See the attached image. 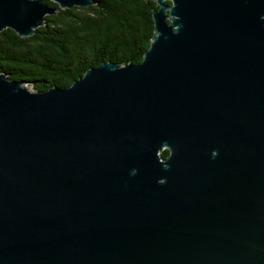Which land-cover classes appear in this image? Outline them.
Listing matches in <instances>:
<instances>
[{"label": "water", "instance_id": "1", "mask_svg": "<svg viewBox=\"0 0 264 264\" xmlns=\"http://www.w3.org/2000/svg\"><path fill=\"white\" fill-rule=\"evenodd\" d=\"M52 1L0 31L95 3ZM156 1L140 63L0 71V264H264V0Z\"/></svg>", "mask_w": 264, "mask_h": 264}, {"label": "trees", "instance_id": "2", "mask_svg": "<svg viewBox=\"0 0 264 264\" xmlns=\"http://www.w3.org/2000/svg\"><path fill=\"white\" fill-rule=\"evenodd\" d=\"M94 1L89 7L60 8L47 15L45 24L28 37L11 28L0 31V71L42 91L68 87L103 62L140 63L154 34L157 1ZM44 2L59 7L52 0ZM161 154L165 158L169 150Z\"/></svg>", "mask_w": 264, "mask_h": 264}, {"label": "rangeland", "instance_id": "3", "mask_svg": "<svg viewBox=\"0 0 264 264\" xmlns=\"http://www.w3.org/2000/svg\"><path fill=\"white\" fill-rule=\"evenodd\" d=\"M27 85L29 86V84H27ZM29 87H30V89H32L31 86H29Z\"/></svg>", "mask_w": 264, "mask_h": 264}]
</instances>
